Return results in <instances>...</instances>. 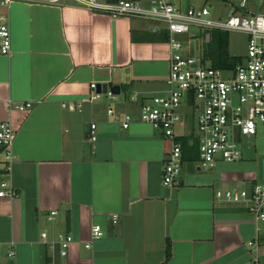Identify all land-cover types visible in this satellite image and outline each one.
Wrapping results in <instances>:
<instances>
[{
  "label": "crops",
  "instance_id": "obj_1",
  "mask_svg": "<svg viewBox=\"0 0 264 264\" xmlns=\"http://www.w3.org/2000/svg\"><path fill=\"white\" fill-rule=\"evenodd\" d=\"M175 3L207 6L215 17L264 11V0ZM5 12L12 54L0 53V120H9L17 135L10 168L0 149V184L15 191L0 197V264H48L53 257L55 264H256L247 246L256 238L264 263V220L256 221L248 203L215 195L242 182L250 189L262 177L259 162L258 171L243 157L212 169L185 163L179 184L169 188L162 173L171 142L149 123L124 129L108 113L112 107L120 119L137 117L143 100L167 89L171 47L156 39L154 21L114 17L79 0H13L8 8L0 4ZM209 36L199 29L186 35L194 37L190 52L203 56ZM109 85H119L120 93L109 96ZM95 93L100 98L89 101ZM28 101L29 111L16 108ZM77 102L80 109L63 105ZM91 123L96 141L89 139ZM94 224L104 235L92 240ZM60 233L74 239L66 258L49 244Z\"/></svg>",
  "mask_w": 264,
  "mask_h": 264
},
{
  "label": "built area",
  "instance_id": "obj_2",
  "mask_svg": "<svg viewBox=\"0 0 264 264\" xmlns=\"http://www.w3.org/2000/svg\"><path fill=\"white\" fill-rule=\"evenodd\" d=\"M12 1L0 0V4L8 8ZM79 1L90 10L108 13L114 17L127 15L152 20L155 22L154 32H160L163 28L167 33V42L171 47L167 89L143 100L137 117L126 114L120 119L112 107L108 109L109 115L119 120L124 129H128L136 121L149 123L171 142L162 173L164 186L172 188L179 184V176L185 164L182 143L178 138L188 134L177 133V127L183 122L180 113L183 107L194 111L195 122L191 134L198 144L199 158L196 163L200 168L212 169L219 162L242 159L244 141L248 139L246 143L250 145L252 140L249 138L257 136L259 131L264 142V12L244 14L231 11L225 16L215 17L207 6L184 9L175 0H152L148 6L137 0ZM245 3L246 0H240V6ZM191 27L205 32L218 29L246 34L247 53L243 63L232 69L215 68L204 62L202 55L199 57L192 54L189 45L194 37L188 39L187 47L177 38L178 35H188ZM0 53L7 56L12 54V32L6 12L0 15ZM97 87V84H91L94 90ZM108 95L114 96L110 91ZM100 96V93H95L88 100L92 101ZM140 97L138 93H134L131 99L138 101ZM32 105L28 101L18 103L16 108L29 111ZM63 105L71 110L81 108V102ZM96 130L97 124L91 123L89 139L92 141L97 140ZM16 135L17 130L9 120H0V149L5 154L9 168L13 160ZM7 187V182L0 184V197L15 194L12 187L9 186V190ZM215 195L228 202L248 203L256 221L264 220L263 178L256 181L249 190H217ZM56 214L57 210H53L49 219H53ZM112 219L117 223L119 214H113ZM103 235L102 226L94 224L91 239ZM42 237L46 239L47 232H43ZM73 241L70 234L60 233L49 244L53 250L58 249L61 258H66ZM248 244L253 247L251 254L254 262L259 264L258 239L251 240ZM90 245L86 244L87 247ZM48 264H55V257Z\"/></svg>",
  "mask_w": 264,
  "mask_h": 264
},
{
  "label": "trees",
  "instance_id": "obj_3",
  "mask_svg": "<svg viewBox=\"0 0 264 264\" xmlns=\"http://www.w3.org/2000/svg\"><path fill=\"white\" fill-rule=\"evenodd\" d=\"M159 41H167L168 36L165 31L157 33ZM245 57L233 55L230 52V32L214 29L210 31L209 39L204 40L203 60L215 68L232 69L243 63ZM178 141L182 143L184 163L196 162L199 158L198 144L194 135L180 136ZM166 259L171 256V244H166Z\"/></svg>",
  "mask_w": 264,
  "mask_h": 264
},
{
  "label": "rangeland",
  "instance_id": "obj_4",
  "mask_svg": "<svg viewBox=\"0 0 264 264\" xmlns=\"http://www.w3.org/2000/svg\"><path fill=\"white\" fill-rule=\"evenodd\" d=\"M262 12H264V11H262ZM224 13H226V12L224 11ZM197 30H198L197 28L191 27V30H190L188 36L197 33ZM177 38L183 42L185 47L188 46L186 34L178 35ZM201 49H202V51L204 50V44L201 47ZM200 52L201 51L197 52L195 55H200ZM230 52L233 55H240V56L245 57V55L247 53V35L246 34L241 33V32H237V31L230 32ZM207 64H210L209 61H207ZM180 113L182 115V120H183L182 132H183V134H186L187 132H190L191 130H193V125L195 122L194 111L192 109L183 107V108H181ZM190 134H188V135H190ZM249 139L252 140L250 145H248L246 143V141L248 139H246L244 141V146H243V149H244L243 158L244 159L243 160H244V163H250L252 169H254V170L256 169L258 171V162H259L258 160H259V158L264 157V142H263V139L261 137V132L259 131L257 136L249 138ZM2 157L0 160H2ZM186 166L195 167L196 165L194 163H188V164H186ZM233 189L248 190L249 187H248L247 183L242 182V184L240 185L239 188L236 187ZM247 246L249 249L253 248L250 245H247Z\"/></svg>",
  "mask_w": 264,
  "mask_h": 264
},
{
  "label": "water",
  "instance_id": "obj_5",
  "mask_svg": "<svg viewBox=\"0 0 264 264\" xmlns=\"http://www.w3.org/2000/svg\"><path fill=\"white\" fill-rule=\"evenodd\" d=\"M109 87H110V90H111L112 93H114V94L120 93V86L119 85H109ZM97 89H98V91H100L101 90V85H98ZM259 166H260V171L262 173L261 174L262 175L261 178L264 179V157L260 158ZM8 264H14V261L13 260H9Z\"/></svg>",
  "mask_w": 264,
  "mask_h": 264
}]
</instances>
